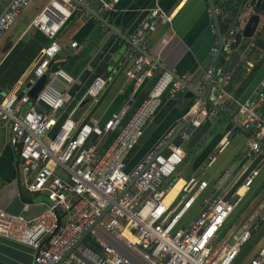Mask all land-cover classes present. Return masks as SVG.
Segmentation results:
<instances>
[{"label": "built area", "instance_id": "obj_1", "mask_svg": "<svg viewBox=\"0 0 264 264\" xmlns=\"http://www.w3.org/2000/svg\"><path fill=\"white\" fill-rule=\"evenodd\" d=\"M31 1L10 0L0 14V39ZM91 1L47 0L30 22L48 38V43L35 59L27 80L0 101V123L6 127L8 142L20 160V183L30 194H43L47 205L33 218L0 211V236L32 247L31 264H233L250 238V229L235 234L230 242H224L216 249L212 246L236 206L218 193L229 189L230 186L223 187L222 184L231 174L230 170L212 184L193 173L178 171L176 176L184 162V151L175 144L166 150L162 146L177 131V126L127 170V157L138 145L163 97L173 98L188 91L187 82L177 78L171 69L163 67L146 52L148 34L158 24L170 23L173 12H166L159 6L149 8L127 36L125 56L132 64L128 78L136 86L155 78L146 97L129 116V102L101 124L76 121L71 111L54 135H49L64 106L72 100L65 91L60 93L52 86V79L58 75L66 86L75 81L62 67H58L53 75L48 74L61 50L60 31L68 19L82 17ZM118 2L98 0V11L109 12ZM214 11L216 15L220 13L219 8ZM210 27L214 44L209 54L216 58L220 40L213 22ZM237 30L229 31V39L222 44V53H230L229 43ZM69 46L76 48L78 44L71 41ZM225 59L229 63L228 55ZM44 74H48L44 86L31 98L27 91ZM221 75L214 64L207 68L202 86L212 82L207 96L210 107L203 108L205 102L200 103V92L194 90L192 116L187 118L188 122L177 135L182 140L187 139L204 120L215 119L221 111L229 112L228 102H233L237 108L230 113L229 128L219 141L218 151L228 145L230 134L241 128L248 134L246 155L253 159L264 151V90H259L253 99L238 102L226 90L229 76ZM105 82V77L97 76L77 105L83 99L95 104ZM40 101L47 107L40 105ZM110 135H113L112 141L101 151ZM215 159L216 155L211 154L206 166H211ZM256 174L252 171L246 176L242 187L248 190ZM178 183L180 186L167 199ZM208 188L210 192L205 195ZM194 205H197V212L185 219ZM259 218L264 220V215ZM97 229L110 234L133 257L98 236ZM85 232L96 248L89 241L84 242L86 236L72 250ZM245 264H264V241Z\"/></svg>", "mask_w": 264, "mask_h": 264}, {"label": "crops", "instance_id": "obj_2", "mask_svg": "<svg viewBox=\"0 0 264 264\" xmlns=\"http://www.w3.org/2000/svg\"><path fill=\"white\" fill-rule=\"evenodd\" d=\"M46 1L32 0L21 11L11 28L5 32L0 39V64L20 40L30 37L34 32L36 28L30 25V22ZM212 1L215 8H218V1L228 2L230 0ZM231 1L234 2L237 9L243 0ZM9 2L10 0H0V14L6 10ZM154 6H159L169 13L173 12V18L170 23L158 24L155 30L148 34L146 52L163 67L171 69L177 78L187 82L193 92L198 90L200 94H204L207 88V86H202L204 73L211 64L215 63V58L209 54L210 47L214 44V34L210 27L213 17L210 13L208 0H119L114 9L109 12H99L98 0H92L82 17L73 16L64 23L59 35L61 50L56 56V62L63 70L76 78L87 62L91 47L103 33L111 31L110 26L115 27L127 38L128 34L138 26L147 10ZM250 10L247 8L241 13L240 23H237L235 29L240 30L244 26ZM259 13L260 20L254 35L245 41V44H251V47L254 44V46L251 52H248L249 49L242 50L239 60L244 64V72L239 78H236L233 72L226 74L229 76L227 87L231 82V93L238 102L253 99L259 90H264V86L262 87L264 84V13ZM226 16L227 13L223 15V17ZM71 41H75L78 46L70 47ZM126 48L127 41L124 40L121 42L122 59L120 63L116 68L106 69L100 75L105 77L106 82L98 101L95 104L77 105L76 103L74 105L71 110L74 120H89L101 124L105 119L117 113L124 103L129 102V111H131L136 109L146 97L154 77L146 80L140 86H136L128 78L127 72L131 69L132 64L126 59ZM34 61L10 91L23 80H27L26 76H28ZM224 75L222 74L221 77ZM27 83L22 87L25 88ZM8 92L2 91L5 94ZM2 93H0V101L4 97ZM228 104L229 112L221 111L215 119L204 120L200 126L191 131L187 139L182 140L179 135L173 133L162 146L164 150L171 144L180 146L185 154L184 160L187 157V152H191L193 154L192 161L183 171L196 174L210 184L230 169L245 150L248 140V134L241 128H237L230 134L228 145L218 151L219 141L229 128L230 113L237 108L233 102H228ZM192 105L193 96H185V93L177 94L173 98L165 95L161 105L146 124L138 145L130 151L127 157V170H130L143 158L146 152L163 140L172 127H179L183 121H187ZM202 106L203 108L210 107L207 101ZM262 108H264V102ZM75 113L76 117L74 118ZM112 139L113 135H110L105 140L101 151ZM211 154L216 155V159L211 166L207 167L206 162ZM251 161V158H247V163ZM253 171H256V176L248 190L241 192V199L236 203L234 212L219 234L218 240L221 245L224 242H230L232 236L244 229L251 230L249 240L241 248L233 264H245L264 241V220L259 218L260 215H264V151L260 153ZM16 178L19 181L22 178L20 160L17 152L8 142L6 127L0 123V180L7 184ZM21 185L26 191L24 185L22 183ZM209 192L208 188L205 195ZM25 194L30 203L25 205L20 214L27 218H33L45 209L47 201L41 193L25 192ZM196 212L197 205H194L186 219L194 216ZM97 234L127 256L133 257L130 251L107 232L97 229Z\"/></svg>", "mask_w": 264, "mask_h": 264}, {"label": "water", "instance_id": "obj_3", "mask_svg": "<svg viewBox=\"0 0 264 264\" xmlns=\"http://www.w3.org/2000/svg\"><path fill=\"white\" fill-rule=\"evenodd\" d=\"M208 3L210 13L213 17V22L216 26L217 36L220 40L218 54L215 58L214 63L216 67L219 57L221 56L223 51V40L218 25V16L214 11L215 5L212 0H208ZM247 8H250L251 10L244 22V26L240 30L234 32L233 40L229 43L230 53L229 63L227 66L228 71H232L240 60L242 53V50L240 49L241 44H245L246 40L253 37L260 20L259 12L264 13V0H243L237 8L232 28L235 29L236 25H238L237 23H240L241 13ZM232 28H230V30H232ZM110 30L111 31L108 33H103L100 39L91 47L84 68L81 70L80 74L75 78V81L72 84L66 86L65 81L58 75L52 79V86L56 88L60 93L65 91L67 94L72 96V100L64 106L63 112L61 113L56 126L49 133L50 136L54 135L59 125L68 115V113L71 112L77 101L81 99L86 88L92 83V81L97 76H100L104 70H111L113 67L116 68V66L120 63L122 59L121 42L124 40L127 41V38L113 26H110ZM58 67H60L59 63H53L48 74L53 75ZM48 74L42 75L30 86L27 93L31 98H34L36 94L42 89L47 80ZM211 85L212 82L207 85L205 93L200 94L199 97L201 104L207 101V96ZM151 86L149 87V89L151 88ZM0 93H2L1 90ZM2 94L4 96L6 95L5 93ZM193 95V89L189 86L188 91L185 92V96L192 97ZM87 103L88 99H83L80 102V105H85ZM39 104L43 107H47L41 101L39 102ZM132 112L133 110L129 111L127 116H129ZM190 115L192 116V113L189 114L188 118H190ZM187 122L188 119L187 121H183L178 127L175 134H177V132ZM246 154L247 148H245L242 154L237 158V160L231 165L229 169L231 171V174L224 180L222 184L223 187L229 185V189L226 192H218L220 195H223L224 199H227L232 203H237L241 199L242 196H240L239 190L242 187V182L244 181L245 177L255 169L260 155L258 154L253 158L254 160L252 159L250 163H247L248 157ZM28 203H30V200L26 196L24 188L18 178L8 182L7 184H5L3 180H0V211H3L10 215H19L24 209L25 205ZM59 221L60 218L58 222ZM87 234L88 232H85L83 234L81 240L72 248V250L80 244V242L87 236ZM48 239H50V236L47 238V240ZM33 254L34 249L32 247L0 236V264H31L33 260Z\"/></svg>", "mask_w": 264, "mask_h": 264}, {"label": "trees", "instance_id": "obj_4", "mask_svg": "<svg viewBox=\"0 0 264 264\" xmlns=\"http://www.w3.org/2000/svg\"><path fill=\"white\" fill-rule=\"evenodd\" d=\"M217 3L218 8L220 9V14L218 16V25L220 28L222 40L223 42H225L229 38L228 32L233 26L237 9L234 2L231 0L228 2L218 1ZM226 13L227 16L223 17V15ZM47 43L48 38L37 29L34 30L30 37L20 40L11 49V51L0 64V90L4 92L10 91V89L17 83V81L30 66V64L37 58L44 45H46ZM252 47L251 44H241L240 49H249L248 52H251ZM227 55L228 54H226L225 52L221 54L216 67L219 69L221 74H230L233 72V75L236 78H239L244 72L243 62H238L234 69L229 72L227 70L228 62L225 59ZM230 83L228 87L226 86V90L231 93ZM25 192L28 193L27 191ZM87 241L90 242V245L93 248H96V245L93 243L92 239L89 236L84 239V242Z\"/></svg>", "mask_w": 264, "mask_h": 264}, {"label": "rangeland", "instance_id": "obj_5", "mask_svg": "<svg viewBox=\"0 0 264 264\" xmlns=\"http://www.w3.org/2000/svg\"><path fill=\"white\" fill-rule=\"evenodd\" d=\"M76 117V113L74 114V118ZM193 158V154L191 152H187V157L184 160L183 164L179 167V169L177 170L176 176L178 174V171H183L187 165H190L191 161ZM187 218V215H185V219ZM222 242V241H221ZM219 240L218 241H213L212 246L216 249L219 246Z\"/></svg>", "mask_w": 264, "mask_h": 264}, {"label": "bare ground", "instance_id": "obj_6", "mask_svg": "<svg viewBox=\"0 0 264 264\" xmlns=\"http://www.w3.org/2000/svg\"><path fill=\"white\" fill-rule=\"evenodd\" d=\"M181 184V183H180ZM180 184H178L177 186H175L169 193L167 199H169L174 193L175 191L177 190V188L180 186ZM246 188L245 187H241V189L239 190V193L241 194V192H246Z\"/></svg>", "mask_w": 264, "mask_h": 264}]
</instances>
